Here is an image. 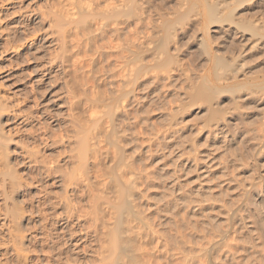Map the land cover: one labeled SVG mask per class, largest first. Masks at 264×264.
<instances>
[{
    "label": "rangeland",
    "instance_id": "1",
    "mask_svg": "<svg viewBox=\"0 0 264 264\" xmlns=\"http://www.w3.org/2000/svg\"><path fill=\"white\" fill-rule=\"evenodd\" d=\"M0 90L23 218L0 177V264H112L102 151L148 264H264V0H0Z\"/></svg>",
    "mask_w": 264,
    "mask_h": 264
},
{
    "label": "bare ground",
    "instance_id": "2",
    "mask_svg": "<svg viewBox=\"0 0 264 264\" xmlns=\"http://www.w3.org/2000/svg\"><path fill=\"white\" fill-rule=\"evenodd\" d=\"M88 25L89 26L88 27L86 26L87 28H85L86 30H88V32H86L87 35H85V37L87 36L86 38L90 40V37L92 38V35L90 34L91 32H93L92 31L93 27L90 24ZM87 44L90 45L91 42ZM17 48H18L17 46L10 47V49L14 51L17 50ZM95 99L100 103H104L105 101L104 97L101 95H98ZM6 101H7V97H5L0 90V162H1L0 164H2L3 166V171L0 173L1 175L0 177H2L3 179V181H1L2 182L1 186L5 189L6 193L8 194V198H6L5 200L8 199L11 201L10 205L6 207V210L4 211L5 213L2 216L4 219H7L9 223L13 225V228L15 227L14 229L16 230L15 232L17 231L20 232L21 227L19 228V226L22 221L21 219L23 218L22 215L20 214L21 210H19L18 207L19 204L18 195L21 192L22 186L20 184L21 183L20 180L19 182L18 179L16 180V176H15L16 174L13 173L12 168L10 166L9 149L7 143L11 141L12 133L10 132L9 129H7L6 123L1 121V116H2L1 111L6 110L8 112ZM97 129H98L97 131H99V134L102 133L106 137L107 145H114L115 136L111 130H107L106 126L104 128H97ZM103 135H99V136L103 137ZM99 152L100 151H98V154ZM84 154L86 153L83 154L80 153V157L81 155ZM114 154H115L114 157L112 155L113 158H110L106 151L104 152L102 151L99 154L100 156H102L101 159H103V157L104 159L106 158V164H107V165L105 164L107 168V172L105 171L106 178H104L103 181L104 184H102L103 186L101 185L102 186L101 191L100 189H96L95 187H94L95 189L94 188L93 189L95 191L96 190L99 191L97 192L93 191L94 194L91 191L93 195L91 198L93 199V201H95V208H96L95 216L100 222V224H98L100 225L99 229H103V238H104L103 241L105 242V238H109L108 241L109 243H110V237H109L110 232L113 230L115 232L114 238H115L116 246L115 249L113 250L114 258L112 264H148L151 259L148 258L150 255L148 256V252H147L148 249H146L144 246L145 245L144 240L147 235L145 234L146 228H144L142 220L139 217L140 215H138L136 209L133 207V203L131 200L134 182L131 178H127L123 172V168H124L123 166L124 162L122 157L123 155H121L120 152L117 153L115 152ZM85 158L86 157H84V159L82 160H85ZM88 159H90V157ZM81 163L84 164V162ZM90 190H92V188H90ZM101 194L102 196H100ZM110 196H112V198ZM103 197H105V199L100 200L103 199ZM113 201L117 203V206L112 205ZM100 236L101 237L99 238L101 239L102 232ZM18 238H20L19 239L20 242L18 240V244L21 245L24 237L21 236V237H17V239ZM17 239H16V243H17ZM12 240H14L13 237ZM20 247L19 250L22 251L21 250L22 247L21 248ZM19 260L20 263L22 262V264H25L26 256L23 257L19 256Z\"/></svg>",
    "mask_w": 264,
    "mask_h": 264
}]
</instances>
